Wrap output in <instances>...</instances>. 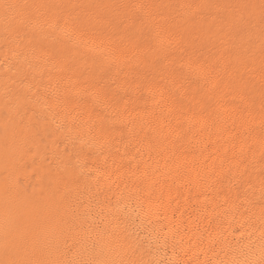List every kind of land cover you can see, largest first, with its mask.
I'll return each mask as SVG.
<instances>
[{
    "label": "bare ground",
    "instance_id": "1",
    "mask_svg": "<svg viewBox=\"0 0 264 264\" xmlns=\"http://www.w3.org/2000/svg\"><path fill=\"white\" fill-rule=\"evenodd\" d=\"M0 264H264V0H0Z\"/></svg>",
    "mask_w": 264,
    "mask_h": 264
}]
</instances>
